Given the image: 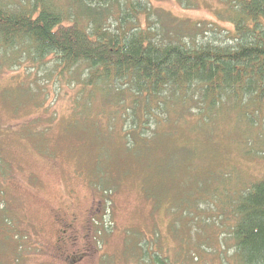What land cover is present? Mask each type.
Segmentation results:
<instances>
[{"label":"trees","instance_id":"obj_1","mask_svg":"<svg viewBox=\"0 0 264 264\" xmlns=\"http://www.w3.org/2000/svg\"><path fill=\"white\" fill-rule=\"evenodd\" d=\"M217 1L221 6L217 17L228 22L232 31L213 23L207 26L212 32L224 31L227 39L209 37V30L203 34L200 24L190 29L168 27L151 0L0 3L2 58L17 68L45 75L44 84H53L49 90L30 81L27 87L17 85L5 92L22 97L23 107L45 105L47 97L43 101L32 97L28 95L31 89L46 96L49 92L73 94L69 126L77 129L80 139H94L97 166L100 155H107L112 170L109 179L115 178L113 172L121 173L118 163L123 155L142 170L140 157L151 160L157 154L171 153L162 163L163 172H185L184 184L191 182L178 195L186 197L174 198L170 207L183 211L184 202L192 201L190 195L219 187L224 191L218 197L222 203L214 208L219 210V219L230 223L225 228L232 242L233 264H264V175L248 183L241 175L235 180L226 170L202 181L196 174L201 167L190 164L189 154L184 157L188 161L176 162L183 151L172 149L169 142L180 122L195 126L199 135L198 127L209 130L232 120L247 137L236 145L239 151L245 149L239 155L252 158L256 153L264 158V141L252 135L259 127L264 130V0ZM196 36L203 38L199 42ZM119 121L124 133L118 137L119 144L110 148L108 127L107 132L98 127ZM118 150L122 154H116ZM109 179L107 187L102 182L90 185L105 189L102 193L107 195L114 182L108 183ZM163 181L161 177L160 184ZM196 195L206 198L202 192ZM139 249L152 264H173L168 256L152 253L146 241H141Z\"/></svg>","mask_w":264,"mask_h":264},{"label":"rangeland","instance_id":"obj_2","mask_svg":"<svg viewBox=\"0 0 264 264\" xmlns=\"http://www.w3.org/2000/svg\"><path fill=\"white\" fill-rule=\"evenodd\" d=\"M7 1L11 0L0 3ZM13 3L25 0L9 2ZM151 4L168 27L190 29L200 24L201 32L209 30L206 36L216 40L225 37L219 29L232 31L228 22L217 17L221 7L217 0H151ZM212 23L219 27L215 32L207 26ZM142 24L147 23L143 20ZM196 38L200 42L203 37ZM2 56L0 53V264H15V260L16 264H152L148 255L138 252L141 241L149 244L152 253L168 256L173 264H233L232 242L225 228L230 223L219 219V210L214 208L223 190L200 189L196 194L202 192L206 198L190 195L192 201L184 202L183 211L170 207L174 198L186 197L178 195L191 180L184 184L188 174L182 171L163 172V161L172 155L166 152L151 160L140 157L142 170L123 155L118 163L121 173L113 172L115 178L109 179L112 170L107 155H100L97 166L94 139L81 140L77 129L69 126L73 94L49 92L46 96L31 89L28 95L42 101L47 97L45 105L23 107L22 97L5 91L17 85L27 87L30 81L44 84L47 78L17 68ZM44 85L49 90L53 87L50 82ZM54 88L57 90L56 85ZM183 123L175 126L169 142L172 149L183 151L176 162L188 161L184 157L189 154L190 164L201 167L196 173L200 180H210L226 170L235 180L241 175L248 183L263 177L264 158L256 153L252 158L239 155L245 149L239 151L236 145L247 139L240 125L230 120L209 130L198 127L196 135L195 126ZM123 127L119 121L103 123L98 129L107 132L113 148L119 144ZM252 135L258 142L264 141L260 127ZM37 142L42 146H36ZM107 179L108 183L114 181L107 195L102 193L105 189L90 185L105 184Z\"/></svg>","mask_w":264,"mask_h":264},{"label":"flooded vegetation","instance_id":"obj_3","mask_svg":"<svg viewBox=\"0 0 264 264\" xmlns=\"http://www.w3.org/2000/svg\"><path fill=\"white\" fill-rule=\"evenodd\" d=\"M69 228V226H67V227H65V229L64 230H67ZM64 233H65V231H63Z\"/></svg>","mask_w":264,"mask_h":264}]
</instances>
